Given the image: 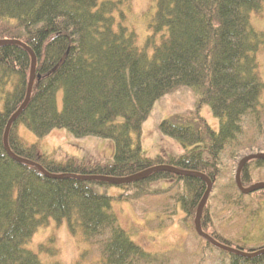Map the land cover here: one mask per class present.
<instances>
[{"label": "trees", "instance_id": "trees-1", "mask_svg": "<svg viewBox=\"0 0 264 264\" xmlns=\"http://www.w3.org/2000/svg\"><path fill=\"white\" fill-rule=\"evenodd\" d=\"M124 3L0 0V264H45L25 245L51 221L66 222L86 245L78 264H93L89 250L98 252L100 264H175L174 255L152 254L132 241L113 212L115 199L100 188H119L116 199L136 205L165 198L181 208L185 228L200 239L196 217L207 179L213 189L225 185L233 194L240 162L264 154V78L257 57L264 32L252 25V17L264 13V0H156L143 47L125 24ZM26 47L36 57L34 83L10 128V155L7 126L27 98L32 74ZM182 88L198 90L195 109L159 129L184 152L149 156L141 144L144 123L157 101ZM205 107L219 120L218 132L203 117ZM20 125L38 138L67 129L76 137L110 139L114 156L57 160L24 142ZM158 167L170 170L153 171ZM255 168H264V159L245 164L244 187ZM234 196L239 204L241 196ZM200 222L225 246L201 237L210 255L205 264H264V242L245 254L243 246L209 232L208 201Z\"/></svg>", "mask_w": 264, "mask_h": 264}, {"label": "rangeland", "instance_id": "rangeland-1", "mask_svg": "<svg viewBox=\"0 0 264 264\" xmlns=\"http://www.w3.org/2000/svg\"><path fill=\"white\" fill-rule=\"evenodd\" d=\"M116 1V0H113ZM120 8L125 13V24L134 30L138 38V45L143 47L149 36V25L156 14V0H128ZM120 19L119 14H115ZM252 25L257 31L264 32V13L252 17ZM261 75L264 78V48L257 54ZM199 100V92L195 88H182L161 100L144 123L141 136L143 150L149 156L165 154H182L184 148L175 139L161 133L160 124L175 115L187 114L193 111ZM60 109L63 107V92L58 94ZM264 103V98H263ZM203 117L210 126L218 132L219 120L213 116L209 107L202 111ZM19 136L24 142L38 144L40 149L57 160L66 157L89 160H112L115 152L114 142L95 136L76 137L67 129H55L44 138H38L24 125L18 128ZM136 140V138L134 137ZM228 166L225 173L228 174ZM254 168V167H253ZM252 180L246 185L251 189L264 184V168L252 170ZM226 174V175H227ZM158 185L166 188L167 182ZM103 193L113 197L112 209L117 215L121 227L127 231L137 245L152 254H172L175 264H205L210 255L203 249L204 241L201 236L195 237L185 228L184 213L179 206L169 205L161 198H146L138 205L121 202L116 198L123 190L110 187L100 188ZM264 190V189H260ZM241 196L240 203H235V196ZM208 205L213 214V223L209 232L216 233L221 240L232 243L233 246H243L247 254L251 248L264 242V193L257 190L250 194L235 191L220 185L214 188L208 198ZM167 207L170 212H167ZM44 247L45 249H41ZM225 247V246H223ZM25 248L37 255L45 264L58 262L60 264H78L86 250V245L79 237L71 234L66 222L58 225L51 221L49 225L40 228ZM227 248V246H226ZM89 250V248H88ZM55 251V254L52 255ZM239 252L237 250H233ZM88 259L93 258V264L98 263L100 255L96 250H89ZM88 264V263H85ZM92 264V263H90Z\"/></svg>", "mask_w": 264, "mask_h": 264}, {"label": "water", "instance_id": "water-1", "mask_svg": "<svg viewBox=\"0 0 264 264\" xmlns=\"http://www.w3.org/2000/svg\"><path fill=\"white\" fill-rule=\"evenodd\" d=\"M21 45L24 46L23 44H21ZM26 49L31 54L32 61H33L32 74H31V79H30V84H29L27 98H26L24 104L22 105V107L15 114V116L10 120V122L8 123V126H7L6 135H5V145H6V150H7V152L10 155H12V152H11V149H10L9 144H8L9 131H10V128H11L12 124L19 118V116L23 112L25 106L27 105V103H28V101H29V99L31 97V91H32L33 83H34L36 57H35V54L28 47H26ZM257 159H264V154H252L250 156H247L240 162V164L238 166L237 173L235 175V181H236V184H237L239 190H241V192L244 193V194H250V193H253V192L257 191V190L264 189V184L256 185V186H254L251 189H246L242 185V181H241V173H242V170H243L245 164L248 163L251 160H257ZM38 167L40 168V166H38ZM161 169L168 170V171L170 170L169 168H166V167H158V168L153 169V171H158V170H161ZM85 179H90L91 180V179H98V178L87 177ZM207 184H208V189L206 191V194H205L204 198L202 199V201H201V203L199 205L198 212H197V217H196L197 233L202 238H204L206 240H210L213 243L218 244L219 246H223V245L219 244L217 241H215L213 238L208 236L205 232H203V230L201 228V222L200 221H201L202 212H203V209H204V207H205V205H206V203L208 201V198L211 195V192L213 190V185H212L211 181L208 180V179H207ZM261 253H264V251L260 252V254Z\"/></svg>", "mask_w": 264, "mask_h": 264}]
</instances>
